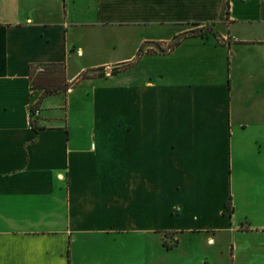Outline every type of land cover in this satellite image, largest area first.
I'll return each mask as SVG.
<instances>
[{
	"label": "crops",
	"instance_id": "obj_1",
	"mask_svg": "<svg viewBox=\"0 0 264 264\" xmlns=\"http://www.w3.org/2000/svg\"><path fill=\"white\" fill-rule=\"evenodd\" d=\"M244 183L236 232L264 264V0H0V264H117L123 234L146 256L155 232L174 249L237 229Z\"/></svg>",
	"mask_w": 264,
	"mask_h": 264
},
{
	"label": "rangeland",
	"instance_id": "obj_2",
	"mask_svg": "<svg viewBox=\"0 0 264 264\" xmlns=\"http://www.w3.org/2000/svg\"><path fill=\"white\" fill-rule=\"evenodd\" d=\"M116 69L113 68V71ZM129 73L117 76L114 78L113 83H129ZM101 76H104V74H101ZM84 93L85 87H80L76 90L74 97L84 95ZM32 95L33 98L36 97L35 91H33ZM55 101L58 100L52 97L49 103ZM116 111L117 117L122 119L123 129L127 128L130 120L129 94L123 95L121 105L118 104ZM110 113H114V111ZM239 190L240 199L235 209L236 216L233 221L234 228L235 224L238 223L237 229L231 227L228 229H216L214 232L185 233L178 236L180 240L179 246L170 250L163 241H166L165 243L167 244H173L174 239L169 234L155 232V234H150L144 240L148 251L146 256L136 251L140 240L135 235L123 234L121 238V257H119L117 264H246V236H239L236 232L239 229L246 230V183L242 187L239 186ZM168 221L163 216H157L155 225L158 228H165L171 225ZM230 225H232V222H230ZM217 226L219 228L220 223ZM209 239H212L213 242L209 243ZM247 264L259 263L250 261Z\"/></svg>",
	"mask_w": 264,
	"mask_h": 264
},
{
	"label": "trees",
	"instance_id": "obj_3",
	"mask_svg": "<svg viewBox=\"0 0 264 264\" xmlns=\"http://www.w3.org/2000/svg\"><path fill=\"white\" fill-rule=\"evenodd\" d=\"M178 42L175 44L177 45ZM136 61L134 62H130V63H126L125 65L121 66V67H117L116 70H112L111 72V75H115L116 73H119L121 71H124L128 68H130L133 64H135ZM87 76L85 74L81 75V79L83 78H86ZM32 88H35V83H34V80L32 79ZM60 91H66V89H53V90H44L42 96L45 97V96H49V95H52V94H57L59 93ZM39 105H40V100H38L32 107H31V111H34L35 109L39 108ZM31 126L34 128V129H37L36 128V125H35V121L32 119L31 120ZM225 212L228 214V215H231L232 212H233V208L231 206V201L229 200L226 204H225ZM168 249H170L171 247L170 246H167Z\"/></svg>",
	"mask_w": 264,
	"mask_h": 264
},
{
	"label": "built area",
	"instance_id": "obj_4",
	"mask_svg": "<svg viewBox=\"0 0 264 264\" xmlns=\"http://www.w3.org/2000/svg\"><path fill=\"white\" fill-rule=\"evenodd\" d=\"M111 71H110V69L108 70V72H107V74H109ZM30 116H31V118L33 119V118H36V117H39L40 116V109L39 108H37V109H35L34 111H31V106H30Z\"/></svg>",
	"mask_w": 264,
	"mask_h": 264
}]
</instances>
